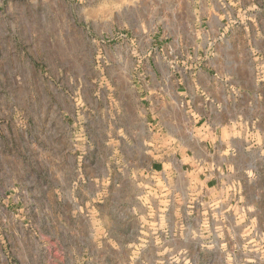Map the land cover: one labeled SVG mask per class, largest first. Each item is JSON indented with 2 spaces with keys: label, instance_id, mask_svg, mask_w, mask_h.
I'll return each mask as SVG.
<instances>
[{
  "label": "rangeland",
  "instance_id": "obj_1",
  "mask_svg": "<svg viewBox=\"0 0 264 264\" xmlns=\"http://www.w3.org/2000/svg\"><path fill=\"white\" fill-rule=\"evenodd\" d=\"M228 1L206 0L214 11ZM189 4L200 20L205 0H0V56L14 51L20 64L50 70L54 86L51 153L38 116L27 128L31 143L24 145L21 135L12 146L10 136L2 137L0 264H264V129L245 130L230 180L210 193L184 172L155 175L119 165L123 155L113 149L120 143L110 150L100 143L93 152L86 137L78 148L75 129L61 128L54 112L55 90L66 78L57 69L66 76L65 69L81 68L85 89V81L90 87L97 79L95 68L108 77L111 50L112 62H130L119 49L132 47L157 62L174 33L200 27L177 21ZM237 27L248 29L246 19L229 29ZM260 71L264 77V66ZM18 106L0 102V125L10 134ZM32 106L43 109L42 102Z\"/></svg>",
  "mask_w": 264,
  "mask_h": 264
},
{
  "label": "crops",
  "instance_id": "obj_2",
  "mask_svg": "<svg viewBox=\"0 0 264 264\" xmlns=\"http://www.w3.org/2000/svg\"><path fill=\"white\" fill-rule=\"evenodd\" d=\"M204 5L200 20L192 14L191 4L178 10L179 23L201 25L174 33L171 48L163 47L157 62L144 61L142 47L129 52L125 48L124 53L119 49L131 61L112 62L115 52L111 50L105 66L108 77H101L100 68H95L97 79L90 87L85 81V89H79L81 68L65 69L66 76L57 69L59 79L66 77L54 99L61 128L70 125L78 139L88 137L93 152L100 151V143L107 142L109 150L112 142L120 143L113 149L123 155L119 165L155 175L184 172L210 193L222 188L230 180V168L243 155L245 130L264 129V77H260L264 29L258 26L264 23V11L258 0H229L215 11L206 0ZM243 19L248 29H229L232 22L243 23ZM18 60L14 51L0 56V102L22 104L13 107L12 134L0 125V152L7 148L4 134L10 136L12 146L20 144L21 135L24 145L31 143L27 128L38 116L47 128L45 150L51 153V72ZM41 86L48 88L43 96L36 93ZM39 102L42 110L32 106Z\"/></svg>",
  "mask_w": 264,
  "mask_h": 264
}]
</instances>
